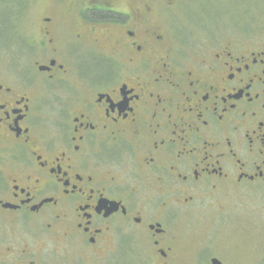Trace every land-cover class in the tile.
Listing matches in <instances>:
<instances>
[{"label":"flooded vegetation","instance_id":"1","mask_svg":"<svg viewBox=\"0 0 264 264\" xmlns=\"http://www.w3.org/2000/svg\"><path fill=\"white\" fill-rule=\"evenodd\" d=\"M183 1L0 23V264H226L245 226L264 245V20L196 39L158 19Z\"/></svg>","mask_w":264,"mask_h":264},{"label":"rangeland","instance_id":"2","mask_svg":"<svg viewBox=\"0 0 264 264\" xmlns=\"http://www.w3.org/2000/svg\"><path fill=\"white\" fill-rule=\"evenodd\" d=\"M48 0H0V23L8 20H39L41 15L46 10ZM158 19L167 22L176 20L177 28L183 22L190 21L192 23V34L199 32L201 29V21L212 22L214 20L221 21L224 30L231 27V24H226L227 20H249L252 18L253 22L264 20V0H188L175 6L166 7L160 5L158 9ZM243 17V18H242ZM241 18V19H240ZM172 25V24H171ZM180 37L189 42L188 30L179 28ZM201 32V31H200ZM196 39L200 36H194ZM207 202L205 201L204 204ZM247 208L250 210L244 211L248 219L252 220V200L246 202ZM208 207V206H207ZM205 206L204 209L198 211L199 219L186 223L182 227V232L188 234L189 237H183L184 243L191 246L196 240L190 241V236L194 234L204 236V232L209 226L208 217L211 215V209ZM241 212L240 215H242ZM241 227L236 233H230L229 243L240 242L239 246L232 248V257L226 264H264V245L254 242L252 238V227ZM209 230V228H208ZM226 233L225 235H227ZM194 237V236H193ZM219 238V237H218Z\"/></svg>","mask_w":264,"mask_h":264}]
</instances>
